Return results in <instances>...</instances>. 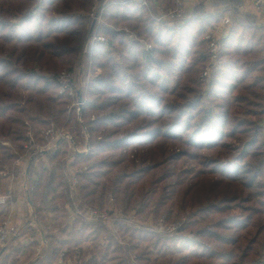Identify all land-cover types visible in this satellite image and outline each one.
I'll return each instance as SVG.
<instances>
[{
  "label": "trees",
  "instance_id": "1",
  "mask_svg": "<svg viewBox=\"0 0 264 264\" xmlns=\"http://www.w3.org/2000/svg\"><path fill=\"white\" fill-rule=\"evenodd\" d=\"M92 3L0 0V168L24 153L29 124L47 125L45 117L66 111L70 98L59 95L57 79L64 66L83 67L91 31L80 10ZM103 21L97 33L108 46L89 52L91 72L100 67L102 74L79 89L90 132V152L72 156L87 167L79 179L83 204L105 206L112 194L125 214L134 209L138 217L182 225L171 237L130 226L127 216L117 217L116 234L99 221L66 223L58 205L68 200L64 149L47 155L51 170L32 180L38 214L60 215L46 253L81 250L82 264H264V58L248 59L261 43L260 28L236 19L230 36L219 40L220 67L204 84L205 36L219 21L205 13L204 0L176 27L156 23L129 0L107 7ZM124 26L149 37L153 51Z\"/></svg>",
  "mask_w": 264,
  "mask_h": 264
},
{
  "label": "rangeland",
  "instance_id": "2",
  "mask_svg": "<svg viewBox=\"0 0 264 264\" xmlns=\"http://www.w3.org/2000/svg\"><path fill=\"white\" fill-rule=\"evenodd\" d=\"M118 0H110V5H113L117 2ZM149 3L151 4V8H150V16L151 19L153 21H155L156 23H166L169 24L171 26H178V24H183V22L185 21H179V22H175L172 23V21L167 18V13L169 11V9H172L174 6V2L175 0H148ZM185 1V17H187V4L188 1H198V0H182ZM206 1V0H204ZM232 1H238V2H247L249 4L248 0H232ZM112 2H114L112 4ZM250 5V4H249ZM93 6V3H92ZM88 11L86 10H80V12L82 13L81 15H83L85 17V19L87 20V29H90L91 31V27H92V20L89 16L91 8ZM108 6V7H109ZM251 6V5H250ZM258 12V11H257ZM260 15H262L261 12H258ZM157 17H161L163 18L162 21H156ZM262 17H264L262 15ZM2 17H0L1 19ZM11 21L14 23V26L16 27H20L21 24L18 23L19 19L18 18H12ZM180 24V25H181ZM102 25H104V21L102 19ZM128 31H127V30ZM123 30L129 35V37L131 39H134L136 41H139L144 49L146 51H153V47L154 44L152 42V40L147 37L146 39L141 38L137 33L133 32L128 26H124ZM208 35H214L218 40H220L216 34L213 32L212 34H208ZM103 45H107L108 46V41L106 39V41L103 43ZM147 46H151L150 49H148ZM86 45L84 46L85 49ZM84 49L82 51V55L85 56V61L83 60V71L82 72V68H81V64H79V62H75L73 65V74H74V78H73V89L75 90H79L81 88H85L86 85L88 84L89 80L93 77L97 78L100 77L102 74L101 68L100 67H96L95 70L93 72H91V57H89L90 53H84ZM116 59H119V54H115ZM220 62H221V58H220ZM63 70H67L69 71V67L64 66V68H61L60 72H62ZM202 72V71H201ZM213 77V76H212ZM174 79L172 80V84L174 85ZM59 91H60V87H59ZM58 91V92H59ZM80 91V90H79ZM76 93V91H75ZM64 94H60L61 96H67L70 98V100L68 101V105L65 106L66 111H64V114H60L59 116H55L53 118H49V117H45L44 121L47 123V125H43V126H38L37 128L33 129L31 127V125L29 124V129L27 132V139H29V141H33V144H30V146L24 147L25 151L24 153H18V159L15 161V163L13 164V166H10L8 164H3L0 168V172L6 173V175H0V177H14L15 178V182H12L6 189L4 192H1L0 195H4L8 189H13L14 193L11 197V199L6 203H10V202H14V200L16 199V195L18 194V189H20L24 194L25 197V203L27 206H29V211L28 213L23 216H19L17 214L14 213H9L7 215H4L1 219H0V223L6 219H10L12 222V225L15 227L16 229V233L17 236L16 238L10 243V245L5 248L4 250H2L3 254L2 256H5L7 254H9L10 252H12V250L14 249V247L17 244L18 239H22V238H29L30 235L32 236H37L38 239H40L39 241V247H38V252L40 253V246H44L45 249L47 248L48 244H47V238H50V233L53 232L55 234L59 233V228L56 227V223L59 221H56L57 217H60V215L56 216L55 212H50L48 214H43L42 217L40 216V214H38L37 210H36V204H34L31 200V192H32V180L36 181L39 177L40 174L42 175H47V173L51 170L52 168V164L50 163V161L48 160L47 155L49 154H55L58 153L59 151H62L65 149L66 151V156L62 159V167L64 169V173H65V178H66V184L65 187L62 188L63 191H65V193L67 194L68 200L65 198L64 201L61 200L62 202H58L59 207H63L64 210L67 213V221L66 223H68V221H70L72 219H80L79 220V226H81L82 222L84 221H89V222H102L104 225H106L109 229L110 234H116L115 232V222L118 220V218L127 216V219L129 220L128 223L129 225H134L135 227H139V226H146L148 228H151L152 230L154 229L155 232L158 235H166L169 234L171 237H175L173 236L174 233L168 232V231H163V230H158L159 227H163V229L165 228V225H169L171 223H173L174 218L171 219H166L165 216L160 217L159 219H155L153 214H146V215H141L140 217H138V215L135 213V210H131L130 212H128L127 214H125L122 210L117 209L116 207V203L114 200V197L112 194H109L107 197L106 202L104 203L105 206H92V205H84L83 204V200H82V194L80 191V187H79V179H80V175L85 172L87 170L86 166H81L79 164L76 165V158H72V156H74V150L79 149V150H84L86 148L87 142L90 144V132L87 128V126L85 125V121H84V112L81 113L80 116L76 115L73 108L71 109L73 102L75 100V96H68ZM63 107V106H61ZM71 109V110H70ZM84 111V109H83ZM56 128L58 130H63L65 132H67L71 139L70 141H62L58 144L57 146V150L54 152H49V153H45V154H40L37 156H34V158L36 157V160L34 161L35 163L33 164V172H29V169L31 167V161L28 159V156L30 155V153L37 149V148H43L45 147L48 139H46L42 133V130H45L47 128ZM1 142L6 145V146H10V142L7 139H2ZM28 145V140L27 142L24 144V146ZM71 145V146H70ZM46 148V147H45ZM44 148V149H45ZM15 151V150H14ZM60 153V152H59ZM74 153V154H73ZM28 154V155H27ZM40 162H42V166H40ZM75 174V177L77 179V185L73 187V180H74V176L72 177V175ZM41 175V176H42ZM65 202V204H63ZM5 204V205H6ZM63 204V205H62ZM89 210H95L99 213H104L106 215V219H102V220H98L95 221L93 219H90L88 216V212ZM178 217L183 218L185 217V213L183 212H178L176 214ZM118 217V218H117ZM45 218V219H44ZM34 221L33 225H29L27 223H30V221ZM45 221H47V227L48 229H44V225H45ZM163 231V232H162ZM35 233V234H32ZM162 235V236H163ZM176 235V234H175ZM105 240L102 239L100 241V245L104 244ZM77 251H79L80 253H78ZM64 252L61 251L59 253V257L57 259V264H82L83 263V254L81 252V250H76L75 253L71 256L64 255V258L61 259L62 261H59L60 255L63 254ZM41 258H45L46 257V251L43 252L41 254ZM48 253H47V257H48ZM86 260V258H85ZM24 261V260H23Z\"/></svg>",
  "mask_w": 264,
  "mask_h": 264
},
{
  "label": "built area",
  "instance_id": "3",
  "mask_svg": "<svg viewBox=\"0 0 264 264\" xmlns=\"http://www.w3.org/2000/svg\"><path fill=\"white\" fill-rule=\"evenodd\" d=\"M135 5L139 7L146 8L147 10H150L151 4L148 0H129ZM249 4L258 12H261L264 16V0H248ZM114 2H112L113 4ZM110 5V0H93V6L90 11V18L92 20V27H91V35L86 43V47L84 49V53H89L94 45L96 44H103L106 41V38L102 35H99L97 33L100 26H102V19L104 16V12L106 11V8ZM170 19H169V18ZM167 18L169 21L171 20L172 23L184 21L186 19L185 17V1L182 0H175L174 6L172 9H169L167 13ZM162 21L163 18L157 17L156 21ZM127 30V29H126ZM128 31V30H127ZM205 41L207 43V55L209 56V63L203 68L200 80L204 84H208L213 76V74L218 70L220 67V43L219 40L214 35H206ZM148 49L151 48V46H147ZM73 78L74 74L70 71L63 70L58 75V84L60 85V94L68 95V96H75V100L73 102V105L71 109L73 108L76 115L80 116L83 112L84 106H85V100L82 98L81 94L79 93V90L73 89ZM93 79V77L91 78ZM76 91V93H75ZM70 109V110H71ZM261 125L264 130V120L261 122ZM42 133L46 139H48L45 147L43 148H37L33 150L30 155L28 156L29 160H32L34 156L45 154L49 152H54L57 150V146L62 141H70L71 137L70 135L63 131L58 130L56 128L50 127L45 130H42ZM68 141V142H69ZM30 144H33V141H29L28 145L25 147H29ZM71 146V145H70ZM45 148V149H44ZM74 155L80 154V155H87L90 152V144L87 142L86 148L84 150L76 149L73 151ZM28 155V154H27ZM74 173L72 177L74 176L73 180V187L77 185V179L75 177ZM0 175H6V173L0 172ZM14 191L13 189H8L7 192L4 195H0V204L5 205L12 197ZM88 216L90 219H93L95 221L106 219V215L104 213H99L95 210H89ZM34 221H30V223H27L29 225H33ZM180 222H173L169 225H165V228L159 227V231H168L171 233H176L178 229L181 227ZM162 231V232H163ZM17 233L15 227L12 225V222L10 219H6L0 223V250H4L7 248L10 243L16 238ZM45 246V245H44ZM44 246H40V254H42ZM80 253L79 251H77ZM64 253L60 255L59 261L61 262L64 258Z\"/></svg>",
  "mask_w": 264,
  "mask_h": 264
},
{
  "label": "crops",
  "instance_id": "4",
  "mask_svg": "<svg viewBox=\"0 0 264 264\" xmlns=\"http://www.w3.org/2000/svg\"><path fill=\"white\" fill-rule=\"evenodd\" d=\"M162 1V0H161ZM205 13L218 19V23L215 26L214 33L222 41L227 39L235 24L236 19L244 21L245 23H251L255 27L260 28V36L262 37L261 43L257 48V52L248 57L250 62H257L264 58V17L260 15L252 6L247 2L233 1L224 4L222 0H206L204 1ZM195 8V1H188L187 15L190 17ZM250 66V65H249ZM248 68V67H247ZM15 182L14 177H0V193L12 183ZM18 189V194L14 202H10L7 205L0 204V219L9 213H14L19 216L26 215L29 211V206L25 203L24 194ZM47 244H50V238H47ZM39 241L37 236L30 235L29 238L18 239L16 246L9 254L2 256L3 252L0 250V264H57L59 254L52 253L43 259L38 252ZM45 249L44 252L48 249ZM88 258V257H87ZM86 258V260H87ZM24 260V261H23Z\"/></svg>",
  "mask_w": 264,
  "mask_h": 264
}]
</instances>
